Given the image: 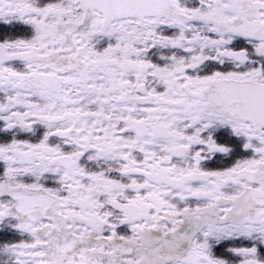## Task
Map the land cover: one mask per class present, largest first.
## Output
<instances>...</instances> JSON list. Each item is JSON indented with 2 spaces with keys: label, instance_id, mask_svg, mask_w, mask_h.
<instances>
[{
  "label": "snow or ice",
  "instance_id": "snow-or-ice-1",
  "mask_svg": "<svg viewBox=\"0 0 264 264\" xmlns=\"http://www.w3.org/2000/svg\"><path fill=\"white\" fill-rule=\"evenodd\" d=\"M0 264H264V0H0Z\"/></svg>",
  "mask_w": 264,
  "mask_h": 264
}]
</instances>
